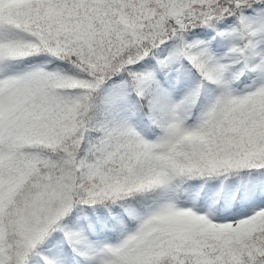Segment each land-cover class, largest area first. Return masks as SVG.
<instances>
[{"label":"snow or ice","instance_id":"1","mask_svg":"<svg viewBox=\"0 0 264 264\" xmlns=\"http://www.w3.org/2000/svg\"><path fill=\"white\" fill-rule=\"evenodd\" d=\"M0 264H264V0H0Z\"/></svg>","mask_w":264,"mask_h":264}]
</instances>
